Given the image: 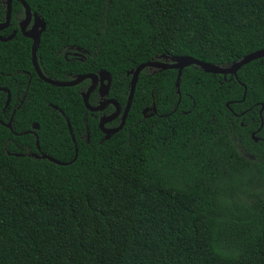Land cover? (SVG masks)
<instances>
[{"label": "trees", "instance_id": "1", "mask_svg": "<svg viewBox=\"0 0 264 264\" xmlns=\"http://www.w3.org/2000/svg\"><path fill=\"white\" fill-rule=\"evenodd\" d=\"M25 2L45 22L42 74L107 71L121 109L126 73L142 63L165 55L228 66L264 48V0ZM5 14L0 2V22ZM23 15L13 0L0 31L17 29L0 41V88L10 93L5 109L0 91V121L16 108L11 129L0 123V264H264V57L231 79L188 66L179 95L176 70L144 69L124 126L103 139L100 113L80 95L88 80L56 87L37 76ZM65 45L84 61L66 62ZM152 102L157 114L146 117ZM35 124L36 137L26 133ZM36 138L40 152L69 164L34 158Z\"/></svg>", "mask_w": 264, "mask_h": 264}, {"label": "water", "instance_id": "2", "mask_svg": "<svg viewBox=\"0 0 264 264\" xmlns=\"http://www.w3.org/2000/svg\"><path fill=\"white\" fill-rule=\"evenodd\" d=\"M17 1H19L21 3V5L24 9V16H25L23 22L20 23V30H21V33L24 37H26L32 41V44H31V61H32L33 68H34L37 76L39 77V79H41L43 82H45L49 85L56 86V87H73V86L79 85L80 83L84 82L85 80H90L91 85L89 86L87 91L80 93L86 109L91 113H95V112L103 111L109 104H112L115 107V112L113 114H111L110 116H107V117H103L99 120L98 126H99L101 132L104 134L103 139H109L113 134L120 131L122 129V127L124 126L126 118H127V114L129 112V109H130V106L132 103V99H133V95L135 92L138 76L144 69L156 68V70H169V69L176 70L177 75H176V80H175V88H176L177 94L179 95V83H180L182 70L188 66L193 65V66L203 70L205 73L222 75L224 77V79L226 76H229V79H231L233 77L237 78V71L241 67L250 63L251 61H254V60H257V59L264 57V48H263V49H260V50H257V51H254V52H251V53L245 55L241 59L232 62L228 66H218V65H214L211 63H207V62L195 59V58L190 57V56L170 57V56L161 55L160 57L157 58V60L142 63V64L138 65L135 69L130 70L126 73L127 76H131V77H130V81H129L127 100H126L125 106L122 110V113L120 115L121 107L118 104V102L114 99H107L105 101H102L97 106H90V104H89V96H90L91 92L97 87L99 79L102 80L103 77L105 78L107 83L104 84L103 91H102L101 87L98 88V93L100 94L101 97L108 95L112 78H111L110 73H108L107 71L101 70L100 72H98V74L88 73V74L76 75L72 80H69V81L53 80V79L48 78L42 74V72L39 68L38 62H37L36 52H37V49H38V46L40 43L41 34L45 30V22L36 13L31 12L29 5L25 2V0H17ZM12 2H13V0H6L4 2V5L6 6V14H5V21L0 22V31L3 30L4 28H7L9 23H10ZM31 20L33 21L32 29L29 32H26L25 28L31 22ZM14 35H15V32H13L11 35H9L7 37L0 36V41L6 42V41L12 39L14 37ZM244 89H245V87H244ZM0 91H4L7 93V99H6V103H5V107H7L9 102H10V93L5 88H0ZM244 95H245V90H244ZM226 105L228 106V104H226ZM55 109H57V108H55ZM175 109H176V107L173 109V111ZM261 111H262V109L259 111L260 117H261ZM144 112L145 111H143V113ZM61 114L63 115L62 112H61ZM119 115H120V123L117 127H114L111 129L104 127V124L106 122H109V121L115 119ZM11 120H12V117L10 118L8 123L5 124L2 121H0V123L2 125H5L7 128L11 129ZM66 122H67V125L69 128L71 139H72L73 143H75L74 136L72 134V130L70 128L68 120H66ZM262 123L263 122L261 121L260 127H262V125H263ZM34 129H38L37 124L32 125V129L27 131L26 133H33V135L36 137L35 132L33 131ZM252 139L254 141L258 140L255 137V133L252 134ZM36 149H37L38 153L32 154V156L36 159H39V158L47 159L48 161L53 162L57 165L69 164V163L60 162V161H58V160H56V159H54V158H52L46 154H43L42 152H40V148L38 145L37 138H36ZM76 157H77V149L75 148V156H74L73 160H75Z\"/></svg>", "mask_w": 264, "mask_h": 264}, {"label": "flooded vegetation", "instance_id": "3", "mask_svg": "<svg viewBox=\"0 0 264 264\" xmlns=\"http://www.w3.org/2000/svg\"><path fill=\"white\" fill-rule=\"evenodd\" d=\"M2 4H4V2L5 1H0ZM24 18H25V16L23 15V17L21 18V17H19V18H17L18 19V22H17V26H18V30L20 31V33H21V30H20V23H22L23 22V20H24ZM9 25H10V23H9ZM9 25H8V27H9ZM32 26H33V21L31 20V22L27 25V27L25 28V31L26 32H29L31 29H32ZM7 27V28H8ZM6 28H4L3 30H1V31H4ZM13 32H15V34H16V32H17V29H12V33ZM11 33V34H12ZM58 54L59 55H62L63 56V58H64V60L66 61V62H74V61H84V54H83V51L79 48V47H75V46H72V45H65L62 49H60L59 51H58ZM101 71V70H100ZM100 71H95V72H93V73H90V74H98V72H100ZM157 70H156V68H149L148 69V72L150 73V74H153L154 72H156ZM88 74V73H87ZM68 78H70V80H72L75 76H76V74H72V73H69V74H67L66 75ZM89 81V84H88V86H87V88H86V90L85 91H87V89L89 88V86L91 85V81L90 80H88ZM107 83V81L105 80V78L103 77L102 78V80H100L99 79V81H98V84H97V87L91 92V94H93V93H95L96 94V106L97 105H99L102 101H105V100H107V99H110V98H108V95L107 96H104V97H101L100 96V94L98 93V88L99 87H101L102 88V91H103V86H104V84H106ZM84 91V92H85ZM90 94V95H91ZM90 97V96H89ZM22 101V100H21ZM109 106H113L112 104H109L103 111H101V112H96V113H100V115H98L97 117H98V121L101 119V118H103V117H107V116H110L111 114H113L114 112H115V107L113 106V108H114V110L113 111H111V112H109V113H107V114H105V113H103ZM8 107V106H7ZM7 107H5V109L7 108ZM4 109V111H3V113H4V115H5V113H6V110ZM15 107H12V109H11V111H9V120H10V118L13 116V114H14V112H15ZM122 110L123 109H121V111H120V115H121V113H122ZM143 111H145L144 112V114H145V116L146 117H148V116H153V115H155V114H157V112H156V108H155V104H154V102H152L151 103V105L149 106V107H145L144 109H143ZM120 115L118 116V117H116L115 119H113V120H111V121H109V122H106L105 124H104V127L107 125V124H109V123H111V122H113V121H116V120H120ZM99 123V122H98ZM105 128H107V127H105ZM111 128H114V127H108V129H111ZM31 129H32V126H31ZM37 129H34L33 131L35 132ZM255 132H257V131H255ZM255 132H252L251 133V137H252V134L253 133H255ZM31 135L33 134V133H30ZM87 137H88V134H87ZM257 138V137H256ZM258 139V138H257ZM258 141V140H257ZM238 146V150L240 151V154L243 156V157H246L247 156V154L244 152V149L240 146V145H237ZM31 154H33V153H31Z\"/></svg>", "mask_w": 264, "mask_h": 264}]
</instances>
